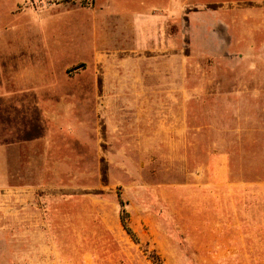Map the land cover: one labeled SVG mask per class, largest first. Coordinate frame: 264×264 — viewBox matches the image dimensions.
Instances as JSON below:
<instances>
[{
    "label": "rangeland",
    "instance_id": "374dc122",
    "mask_svg": "<svg viewBox=\"0 0 264 264\" xmlns=\"http://www.w3.org/2000/svg\"><path fill=\"white\" fill-rule=\"evenodd\" d=\"M91 1L0 0V17L32 9L0 18V50L16 62L20 28ZM249 1L246 44L237 10L216 44L195 45L187 16L184 79L172 52L150 62L162 91L112 90L118 71L131 77L111 62L105 92L94 68L88 91L69 68L57 71L65 104L24 125L0 113V264H264V0Z\"/></svg>",
    "mask_w": 264,
    "mask_h": 264
},
{
    "label": "crops",
    "instance_id": "0c3cea01",
    "mask_svg": "<svg viewBox=\"0 0 264 264\" xmlns=\"http://www.w3.org/2000/svg\"><path fill=\"white\" fill-rule=\"evenodd\" d=\"M224 1L94 0L88 6L66 3L56 5L49 11H42L36 20L19 29L16 41L20 46L16 53L19 51L17 54L21 56H18L16 62L11 54L6 55L0 50V113L18 117L19 124L24 125L31 124L32 120L28 119L35 117L33 108L40 105L57 108L60 104H65L58 95L60 90L57 75L61 71L60 76H69V68L74 70L70 77L81 79L79 90L83 91L89 90L88 70L94 68L97 78L95 90L105 92L109 90L104 79L105 68L111 62H115L118 68L124 65L131 77L126 85L128 87L123 86L122 73L118 71L117 83L112 84L115 85L112 90H129L135 93L162 91V86L155 88L148 82L147 78L153 74L150 62L168 60L172 52L174 57L183 61L181 74L184 79L187 16L194 21L195 45L206 43L208 37L209 43L216 44L217 39L213 35L215 28L220 23L228 28L223 16L237 10L243 16L238 21L242 32L237 42L246 44L249 41V24L246 25L243 13L247 8L245 15L249 16L250 1ZM15 5L16 8L2 11L6 14H28L32 10L20 9L21 4L17 2ZM6 14L0 18L4 20ZM58 14L64 16L55 18L54 15ZM43 18L48 22L42 25ZM61 34L66 49L58 52L56 45ZM229 35L233 37L231 33ZM23 43L27 46H21ZM26 49H30V53ZM8 52L15 51L9 49ZM240 54L244 56V52ZM148 63L152 69H148ZM158 74L162 75V72ZM100 77L104 79L101 83L98 82ZM182 87L184 90V83ZM131 106L137 108L138 103H131Z\"/></svg>",
    "mask_w": 264,
    "mask_h": 264
},
{
    "label": "trees",
    "instance_id": "16d2710c",
    "mask_svg": "<svg viewBox=\"0 0 264 264\" xmlns=\"http://www.w3.org/2000/svg\"><path fill=\"white\" fill-rule=\"evenodd\" d=\"M65 1H68V0H65ZM121 220H122V225L125 228V230L127 231V233H129L133 238H136L135 234L133 233V231L131 230V228L127 224L126 216H125V210L124 209H123V212L121 214ZM155 263L156 264H163L161 261H159V258L157 256H155Z\"/></svg>",
    "mask_w": 264,
    "mask_h": 264
}]
</instances>
